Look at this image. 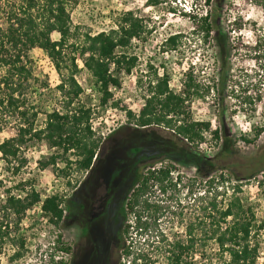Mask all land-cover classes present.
Segmentation results:
<instances>
[{"label": "rangeland", "instance_id": "1", "mask_svg": "<svg viewBox=\"0 0 264 264\" xmlns=\"http://www.w3.org/2000/svg\"><path fill=\"white\" fill-rule=\"evenodd\" d=\"M218 2L208 7L200 0H72L68 11L73 42L80 43L85 33L95 35L110 30L119 16L128 11L145 27L144 34L133 40L127 51L136 57V67L130 75H120V87L111 90L113 101L119 103V107L100 108L99 94L79 59L77 63L81 70L74 77L84 92L74 106L91 110L90 122L95 137L100 140L98 160L107 158V167L128 168L131 173L143 160L149 163L147 167L161 164L176 167L172 176L173 179L181 177L180 185L159 198L169 206L163 212L160 224L170 239H185L186 227L198 223L207 214L205 209L216 191L220 192L217 200L221 198L222 201H227L235 191L234 195L240 197L253 213L256 227L252 235L258 246L257 264H264V226L260 227L264 225V74L261 70L264 0ZM218 6L220 10H217ZM206 9L213 12L212 16L216 15L222 32L240 48L230 54L223 91L219 89L221 75H217L219 63L213 41L203 42L194 32L193 19L189 17L202 14ZM175 34L180 38L176 40L175 48L170 49L164 41ZM51 38L57 40L58 35L53 33ZM29 55L33 75L25 94L30 106L37 111L34 127L41 129L46 114L65 109L64 98L57 89L62 75H58L42 50L33 49ZM153 70L159 76L167 73L169 88L175 93L181 91L183 81L189 76L186 73H191L194 84L200 86L198 96L188 102L192 120L209 123V132L205 133L204 142L198 148L186 145L162 127L137 128L132 122L128 123L126 111L139 113L150 87L149 81L154 80ZM14 121L10 119L1 124L0 143L16 135ZM214 130L219 133L217 140L210 135ZM259 130L260 135L255 137ZM54 156V165L41 167L40 163L49 162ZM200 157L210 160L214 167ZM65 158L75 159L72 154L62 155L49 148L44 141H34L22 146L18 159L10 165L0 161V215L7 193L23 196L21 190L23 193L35 191L40 200L71 193V187L80 182L83 172L74 164L66 167ZM63 169L65 173H61ZM204 173L209 176L204 177ZM210 179L214 181L209 183ZM124 203L125 199L113 226L117 235L114 258L118 264L126 261L120 251L124 241V219L131 226L127 243L139 239L133 216L126 217ZM40 206L41 201L20 217L8 214L0 264H58L60 260L67 264L64 253L52 245L57 231L51 227ZM48 247L51 249L47 250ZM164 262L161 259L159 264Z\"/></svg>", "mask_w": 264, "mask_h": 264}, {"label": "trees", "instance_id": "2", "mask_svg": "<svg viewBox=\"0 0 264 264\" xmlns=\"http://www.w3.org/2000/svg\"><path fill=\"white\" fill-rule=\"evenodd\" d=\"M71 1L0 0V129L1 124L13 119L17 130L14 137L0 143V161L5 164L10 165L18 159L20 148L28 142L44 141L49 148L60 151L62 155L69 153L75 157L74 161L65 158L66 167L74 164L78 171L89 170L98 158L100 140L95 137L90 122L91 110L74 106L84 92L74 77L81 70L77 60L81 61L82 68L92 78V85L99 94V106L103 110L107 106L119 107V103L113 101L111 90L120 87V75H130L136 67V57L127 51L132 41L144 34L142 21L128 11L119 16L110 30L95 35L85 33L81 42L76 43L72 41L74 32L68 11ZM200 1L208 7L220 3L218 0ZM217 10H220L219 6ZM212 13L206 9L202 14L189 17L193 19V30L200 39L203 42L213 41L215 58L219 63L217 75H221L219 89L223 91L230 54L240 48L222 32L216 15L212 16ZM53 33L58 35L57 40L51 38ZM179 38L178 34L171 35L165 39L164 45L174 49ZM33 49L45 52L55 71L62 75L57 89L65 103L63 112L54 110L46 114L41 129L34 127L37 111L30 106L25 94L33 75L29 55ZM262 53L264 56V51ZM261 68L264 74V61ZM149 69L152 67L149 66ZM153 71L154 80L149 81L150 87L139 113L135 115L126 111L128 123L132 122L137 128L162 127L186 145L198 148L204 142L205 133L209 132V123L192 120L188 102L198 96L200 86L194 84L191 73H186L189 76L183 81L181 91L175 93L169 88L167 73L159 76ZM206 88L209 90V87ZM259 132L255 137L260 135ZM210 135L215 140L219 138L217 130ZM55 159V156L51 157L50 163L40 165L42 168L48 164L54 165ZM202 160L212 165L210 160L204 157ZM173 170L177 169L172 164L150 166L131 193L125 213L126 217L133 216L139 239L127 243L131 226L125 220L120 251L126 261L122 264H159L161 259L165 261L163 264H257L258 246L252 235L256 227L253 213L240 197L234 195L235 191L227 201L221 198L217 200L220 192L216 191L205 209L207 214L198 223L186 227L185 239H170L160 224V218L169 206L159 198L180 185L181 177L173 179ZM61 173H65L64 169ZM203 176L208 177L209 174L204 173ZM219 179L223 178L220 176ZM213 181L210 179L209 183ZM20 192L23 196L7 193L3 203L0 254L7 236L5 219L8 214L20 217L41 201L40 208L50 223L58 224L62 217L60 204L63 197L54 195L40 200L35 191ZM50 249L48 247L47 250ZM56 249L63 252L64 248L59 243ZM49 259L52 262V258ZM58 264L65 263L60 260Z\"/></svg>", "mask_w": 264, "mask_h": 264}, {"label": "flooded vegetation", "instance_id": "3", "mask_svg": "<svg viewBox=\"0 0 264 264\" xmlns=\"http://www.w3.org/2000/svg\"><path fill=\"white\" fill-rule=\"evenodd\" d=\"M106 159L99 162L97 158L83 172L80 182L73 188L70 186L71 193H66L60 204L61 220L58 224L50 223L57 231L52 245L54 249L59 243L63 245L67 264H118L114 258L117 235L113 227L118 209L124 199L126 205L150 166L143 160L130 173L128 168L107 167Z\"/></svg>", "mask_w": 264, "mask_h": 264}]
</instances>
